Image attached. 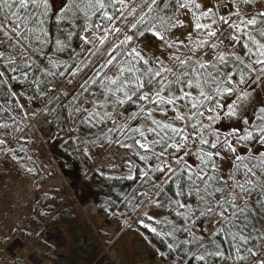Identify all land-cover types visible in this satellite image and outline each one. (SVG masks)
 Here are the masks:
<instances>
[{
    "label": "snow or ice",
    "instance_id": "6c2138e0",
    "mask_svg": "<svg viewBox=\"0 0 264 264\" xmlns=\"http://www.w3.org/2000/svg\"><path fill=\"white\" fill-rule=\"evenodd\" d=\"M260 93L264 0H0V155L36 171L20 134L38 101L81 157L130 153L100 170L120 201L102 210L126 208L163 264H264Z\"/></svg>",
    "mask_w": 264,
    "mask_h": 264
},
{
    "label": "rangeland",
    "instance_id": "374dc122",
    "mask_svg": "<svg viewBox=\"0 0 264 264\" xmlns=\"http://www.w3.org/2000/svg\"><path fill=\"white\" fill-rule=\"evenodd\" d=\"M259 99H264V93L259 94ZM27 111L29 117L22 123L20 135L23 136L29 132L27 128H33L37 137L40 138L37 142L31 140L26 146L28 154L35 161L36 171L28 173L14 164L10 157L0 155V264H53L44 257L43 240L35 239L36 234L41 229L44 230V240L51 244L56 254L65 256L68 252L71 239L69 225L61 218L54 223H47V220L44 219L38 221V218L44 212H49V209L39 201L36 202V205L35 202L29 204L31 191L34 188L33 183L39 174L45 178V184L39 185V188L46 195L51 196L52 199L49 203L56 204L59 195L62 196L60 204L71 202L70 215L74 218L73 225L81 228L92 238L98 247L99 254L104 255L113 264H162L156 250L147 243L139 232L123 230L129 224L135 223V216L125 222L122 216L117 219H104L97 213L94 203L91 201L94 187L91 185L86 187L83 184H88L87 174L76 176L79 187L72 184V174L77 175L75 168L70 164H64L62 167L56 162L49 149L50 144L56 145L55 143H57L55 136L49 138L51 142H46L42 133V128H46L43 126L45 119L40 120L39 128V123L36 122L37 117L31 115L40 110L27 108ZM237 126H239V121L236 120L225 121L218 125L222 130L227 129L229 131L232 127ZM44 132L50 133V130L47 128ZM96 151L93 150V152ZM113 154L117 156L129 155L120 148H110L103 151L98 158L92 159L90 169L99 170L100 168L103 172H110V166L118 163V161L111 159ZM28 166L31 167L32 165L29 164ZM25 184H28L29 189L25 188ZM64 186L66 190H63ZM57 187L61 190L59 193L53 191ZM60 204L57 203V209ZM35 206L40 209L33 218ZM145 211L156 218L163 215L156 208L145 209ZM208 229L212 230L210 225Z\"/></svg>",
    "mask_w": 264,
    "mask_h": 264
},
{
    "label": "trees",
    "instance_id": "16d2710c",
    "mask_svg": "<svg viewBox=\"0 0 264 264\" xmlns=\"http://www.w3.org/2000/svg\"><path fill=\"white\" fill-rule=\"evenodd\" d=\"M88 73H85L80 77L79 83H82L83 80L87 77ZM79 83L77 84H72L69 85L67 80H64L63 82L57 81L56 84L58 86V90L61 91H67L69 93V99L71 96L75 93V91L79 87ZM66 102V101H65ZM37 104H32L28 103L26 105V108H32L33 110L39 111L40 109L44 108V104L41 102H37ZM39 107V108H38ZM45 122L43 123V126H46V128H42L43 130V139H46V142H51L49 139L50 137L55 136V139L57 140L56 145L50 144L49 149L56 160V162L59 163L60 166L63 167V165L70 164L75 168V172L77 175L72 174L73 178V185L75 187H79L77 184L76 176L87 174V183H83L84 186L90 187L89 185L94 187V192L91 195V201L94 203V206L96 208V211L98 214H100L104 219H117L119 217H124L125 222L128 220L127 213L128 210L124 207H118L113 209L117 214L113 215L112 211H106L102 209H107V204L106 201L111 198L113 200H116L117 204L120 203L119 200H117L114 192H110V184L104 180V178L100 175V168L99 170L97 169H90L91 168V162L92 159H85L75 153L70 146L66 147V140L67 137L64 133H58L57 126L54 121L53 115H44ZM26 119L22 122L24 123ZM41 122V121H40ZM40 128V123L38 124ZM23 127V124H21ZM65 127H69L68 124L65 125ZM50 130V133H45L44 131L46 129ZM29 132H26L25 135L21 136L22 142L24 143V146L26 147L28 142L31 140H35L36 142L40 139L37 137L35 134V129L33 128H27ZM40 132V130H39ZM53 132V135L51 136V133ZM124 150V149H122ZM125 151V150H124ZM128 153V152H127ZM131 155L130 153H128ZM134 159V158H133ZM111 174L110 172H104V175L107 176ZM42 174H39L37 178H35V181L33 183V189H32V194H31V199L29 204H33L35 202L39 201L41 202L46 208H48L49 212L51 211V214L49 212H44L42 216L38 218V221L40 219L47 220V223H54L57 222V219L61 218L63 219L70 228V233H71V239H70V244L68 246V252L65 256H59L56 254L53 250V247L51 244H49L47 241L44 240L43 238V229L39 230L38 233L35 236V239L37 240H43V244L45 246V252H44V257L48 260H50L53 264H75V263H81V264H113L112 261L109 259H106L104 255L99 254L98 247L96 243L93 242L92 238L87 235L81 228L73 225V220L74 218L71 217L70 215V209H71V202H68V204H60L62 196L59 195L57 197L56 204L49 203L51 201V196L46 195L43 191L40 190L39 185L45 184L44 176H41ZM53 176V175H52ZM53 178V177H51ZM49 180V179H48ZM123 187L124 191H131V188L125 185H116V189L118 190L119 188ZM132 187H135V185H132ZM63 190H66L65 186L63 187ZM82 190V189H80ZM56 193H59L61 190L60 188H56L55 190ZM83 191V190H82ZM93 199V200H92ZM57 203L60 204L59 208L57 209ZM37 206H35L34 211H33V218L35 215H37L38 210ZM57 209V210H56ZM163 215H166L163 211H161ZM120 213H124V215H120ZM69 214V216H68ZM161 215V216H163ZM160 216V217H161ZM158 217V218H160ZM32 216L31 219L33 220ZM68 218V219H67ZM123 221V220H122ZM124 222V221H123ZM131 228L126 227L125 230H133L137 231L141 234V236L147 241V243L156 250L157 255L163 264V261L161 259V256L159 255L160 251H164L163 247L159 244L157 239H155L147 230L143 229L140 227L138 224L133 223L130 224Z\"/></svg>",
    "mask_w": 264,
    "mask_h": 264
},
{
    "label": "bare ground",
    "instance_id": "6f19581e",
    "mask_svg": "<svg viewBox=\"0 0 264 264\" xmlns=\"http://www.w3.org/2000/svg\"><path fill=\"white\" fill-rule=\"evenodd\" d=\"M22 185H23V184H22ZM24 186H25V188H26V189H29V186H28V184H25Z\"/></svg>",
    "mask_w": 264,
    "mask_h": 264
}]
</instances>
